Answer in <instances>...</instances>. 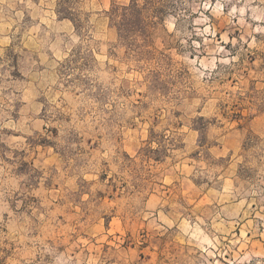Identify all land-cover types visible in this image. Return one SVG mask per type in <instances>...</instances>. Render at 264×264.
<instances>
[{"label":"rangeland","instance_id":"374dc122","mask_svg":"<svg viewBox=\"0 0 264 264\" xmlns=\"http://www.w3.org/2000/svg\"><path fill=\"white\" fill-rule=\"evenodd\" d=\"M130 1L0 0V264H264V0Z\"/></svg>","mask_w":264,"mask_h":264},{"label":"trees","instance_id":"16d2710c","mask_svg":"<svg viewBox=\"0 0 264 264\" xmlns=\"http://www.w3.org/2000/svg\"><path fill=\"white\" fill-rule=\"evenodd\" d=\"M145 1L146 4L142 6L139 0H131L129 4L116 6L110 11L111 20L117 26L121 38L126 39L133 34H149L150 24L144 11L148 8L147 5H152V2L151 0ZM150 9H152L150 13L152 17L159 16L163 12L159 7H150Z\"/></svg>","mask_w":264,"mask_h":264}]
</instances>
